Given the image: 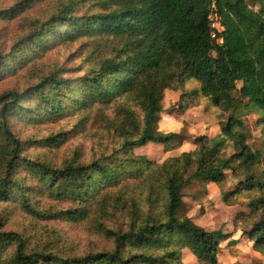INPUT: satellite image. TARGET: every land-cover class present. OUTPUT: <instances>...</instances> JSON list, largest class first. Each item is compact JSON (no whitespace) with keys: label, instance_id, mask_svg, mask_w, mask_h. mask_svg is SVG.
Wrapping results in <instances>:
<instances>
[{"label":"trees","instance_id":"trees-1","mask_svg":"<svg viewBox=\"0 0 264 264\" xmlns=\"http://www.w3.org/2000/svg\"><path fill=\"white\" fill-rule=\"evenodd\" d=\"M91 1L94 0H62L58 11L52 12L45 21L32 22V32L12 47L14 51L20 44L37 46L36 53L30 57L33 60L43 57L50 45L75 43L81 37H87L92 40L90 44L100 59L77 79L64 76L68 69L55 68L39 76L38 84L27 92L0 93V133L11 147L0 180V199L12 197L9 190L4 189L13 184V174L21 161V142L9 127L10 115L27 112L28 115L41 113L48 118L58 117L60 110L69 109L68 106L66 110L61 109L63 92H69L75 82L80 85V94L73 103L79 111L93 107L108 109L113 103L119 105L113 132L122 138L120 150L130 151L150 142L167 146L175 141L178 135L160 134L154 123L161 110L164 92L178 90L191 79L198 82L199 93L223 113L230 112L231 116L218 136L196 137L193 153H184L155 169L145 162L150 196L161 200L163 212L159 218L126 233H108L115 239L113 251L82 257L52 252L28 253L25 241L11 232L0 233V243L16 240L18 264H180L179 250L184 247L201 264H216L218 242L228 239L229 235L205 231L189 218L179 216L181 191L190 179L219 184L225 179V171L230 170L238 179V191L259 192L250 200L252 214H256L252 217L251 230L246 234L254 241L256 249L263 251L264 178L259 168L264 162V138L260 147L252 149L248 146L249 134L241 131L244 127L242 115L236 113L244 105L243 100H247L245 108L262 116L259 123L264 134V0H249L258 5V11L249 9L243 0H216L224 26V32L219 34L222 45L210 38L207 17L211 0H95L91 5L95 10L79 13ZM104 45H109V52L105 54ZM7 57L9 55L0 51V71L7 67L4 64ZM27 97L30 105H19ZM129 104L137 106L140 113ZM227 146L234 151L229 157L224 153ZM191 163L194 170L187 179L185 175ZM137 166L127 171H133ZM94 169L103 176L91 178ZM23 170L40 174V180L50 189L46 191L62 201L80 199L81 193L90 185L104 183L98 191L108 188L120 179L121 176L116 177V174L125 169L121 163L114 168L98 162L84 165L74 161L53 167L26 161ZM15 186V201H26L28 197L23 194V188L16 183L12 187ZM39 187L44 190L41 185ZM25 191L31 189L26 187ZM101 198L103 202L107 196ZM86 201H80L85 206V213L91 208L86 206ZM82 214L78 206H73L56 212L54 217L65 216L66 220L78 222ZM127 247L133 250L128 251ZM156 250H164V253L158 255Z\"/></svg>","mask_w":264,"mask_h":264},{"label":"rangeland","instance_id":"rangeland-1","mask_svg":"<svg viewBox=\"0 0 264 264\" xmlns=\"http://www.w3.org/2000/svg\"><path fill=\"white\" fill-rule=\"evenodd\" d=\"M243 1L249 9L258 11V5L249 0ZM61 2L0 0V51L9 55L4 62L7 67L0 71V93L27 92L38 84L39 76L55 68L68 69L64 76L77 79L99 62L100 56L90 44L92 40H87V37H81L75 43L50 45L43 57L33 60L30 57L36 53L37 46L20 44L12 50L16 42L32 32V22L47 20L52 12L58 11ZM93 3L95 0L86 3L79 13L95 10L91 6ZM108 46H102L104 54L109 52ZM24 58L27 59L24 61ZM22 61L25 63L20 64ZM79 86L75 82L69 92H63L61 109L66 110L67 106L69 109L65 112L60 110L58 117L48 118L41 113L28 115L27 112L9 117V127L21 142V161L13 174V184L4 189L9 190L12 197L0 199V233L18 234L25 241L24 247L28 253L52 252L68 257H82L89 253L113 251L115 239L108 233H126L159 218L163 212L161 200L150 196L145 162L150 164L149 168H154L184 153H193L196 137L205 135L213 138L221 134L222 127L231 116L230 112L223 113L199 93L198 82L191 79L178 90L167 89L164 92L160 101L161 110L154 123L158 133L174 134L178 138L167 146L150 142L130 151L120 150L122 138L113 132L114 116L119 105L113 103L108 109L101 107L98 110V107H93L79 111L73 103L80 94ZM237 87H241L240 82ZM195 91L197 93L193 95ZM243 102L244 105L236 115H242L244 127L241 131L249 134L247 144L255 149L262 145L264 138L263 126L259 123L262 116L251 108H245L247 100ZM30 103L27 97L19 105L26 107ZM129 106L140 113L134 104ZM10 148L0 133V180ZM224 153L227 157L231 156L233 148L227 146ZM26 161H37L41 165L53 167L74 161L84 165L98 162L114 168L121 163L125 170L117 173L116 177L121 176L120 179L104 190L98 191L104 184L98 183L83 191L80 199L67 198L60 201L57 195L46 191L50 189L40 180V174L34 170H23ZM134 166L137 167L131 171ZM129 168L131 170L127 171ZM193 170L194 164L191 163L185 175L187 179ZM259 171L264 178V162ZM91 174V178L103 176L98 169L92 170ZM15 183L23 188V194L28 197L26 201H15L16 197L13 196L17 187H12ZM26 187L31 191H25ZM238 187V179L230 170L225 171V179L219 184L187 180L182 186L179 216L189 218L205 231L229 235L228 239L218 242L216 264H264V249L257 250L254 241L246 234L251 230L252 217L256 214H252L250 200L257 197L259 192L238 191ZM10 188L14 189L10 191ZM262 195L264 197V189ZM105 196L107 198L101 202V197ZM80 201H86V206L91 207L86 213ZM73 206H78L83 213L78 222L73 221L75 219L66 220L65 216L54 217L56 212L72 209ZM15 247L16 240L0 243V264H18ZM127 249L133 250L130 247ZM154 252L162 255L164 250ZM179 257L180 264H201L185 247L179 250Z\"/></svg>","mask_w":264,"mask_h":264},{"label":"built area","instance_id":"built-area-1","mask_svg":"<svg viewBox=\"0 0 264 264\" xmlns=\"http://www.w3.org/2000/svg\"><path fill=\"white\" fill-rule=\"evenodd\" d=\"M207 20L210 28V38L217 45H222L223 39L219 36V34L224 32V26L217 10L216 0H211V6Z\"/></svg>","mask_w":264,"mask_h":264},{"label":"crops","instance_id":"crops-1","mask_svg":"<svg viewBox=\"0 0 264 264\" xmlns=\"http://www.w3.org/2000/svg\"><path fill=\"white\" fill-rule=\"evenodd\" d=\"M218 135H219V134H218ZM218 135H215V136H218ZM215 136H214V137H215Z\"/></svg>","mask_w":264,"mask_h":264}]
</instances>
